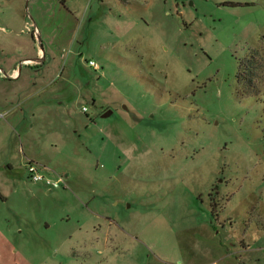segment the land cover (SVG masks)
Instances as JSON below:
<instances>
[{
  "label": "rangeland",
  "instance_id": "1",
  "mask_svg": "<svg viewBox=\"0 0 264 264\" xmlns=\"http://www.w3.org/2000/svg\"><path fill=\"white\" fill-rule=\"evenodd\" d=\"M54 1L0 0V60L45 52L0 109V264H264V0Z\"/></svg>",
  "mask_w": 264,
  "mask_h": 264
},
{
  "label": "crops",
  "instance_id": "2",
  "mask_svg": "<svg viewBox=\"0 0 264 264\" xmlns=\"http://www.w3.org/2000/svg\"><path fill=\"white\" fill-rule=\"evenodd\" d=\"M51 1L52 0H48V2ZM65 1L66 0H55L53 5H57L60 8H68V5ZM31 2H33V4L37 6L40 0H31ZM41 9L42 8L40 6H37V10L42 11ZM45 9L47 10L48 8L45 7ZM17 61H22L23 63H28L29 65H43L45 63V52L40 50V48H37L35 57H24L21 59L10 58L9 60H0V109H7V107L12 103L13 99H16L19 105H21L23 101H26L27 93L25 92L23 94L20 86H12V81L18 79ZM4 71H6V73H4ZM5 76H7L8 78L6 79ZM0 117H3V113H0ZM9 126L11 127L10 122L3 121L2 123H0V133H7L6 130L7 128H9ZM2 145H0V151L5 148ZM13 166L14 164L11 160L10 155L9 157L8 155H3L0 157V221L7 219L8 214L6 208H9L13 211L12 207L10 206L11 201H8L9 198L11 199V193L14 189L13 184L16 183L15 187H17V185L22 182V179L18 177L22 170ZM27 178L29 179L28 173ZM44 185L48 188V191H50L49 188L51 187L46 184ZM1 231L2 230L0 228V233ZM1 241L3 240L1 239Z\"/></svg>",
  "mask_w": 264,
  "mask_h": 264
},
{
  "label": "built area",
  "instance_id": "3",
  "mask_svg": "<svg viewBox=\"0 0 264 264\" xmlns=\"http://www.w3.org/2000/svg\"><path fill=\"white\" fill-rule=\"evenodd\" d=\"M89 66L93 67L94 69L98 68L97 63L90 59L87 62ZM83 110H86V107L83 106ZM25 167L29 176V179L31 181L35 182H43L44 184L50 186V187H55L60 181H62V177H58V179H53L44 174L41 170V166L34 163L32 160H27L25 162Z\"/></svg>",
  "mask_w": 264,
  "mask_h": 264
},
{
  "label": "water",
  "instance_id": "4",
  "mask_svg": "<svg viewBox=\"0 0 264 264\" xmlns=\"http://www.w3.org/2000/svg\"><path fill=\"white\" fill-rule=\"evenodd\" d=\"M110 113H111L110 110H106V111H104V112L102 113V116H107V115H109Z\"/></svg>",
  "mask_w": 264,
  "mask_h": 264
}]
</instances>
